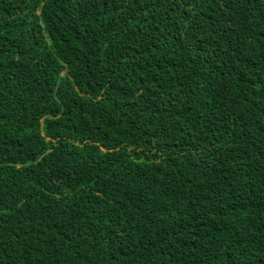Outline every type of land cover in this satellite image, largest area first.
Returning <instances> with one entry per match:
<instances>
[{
	"label": "trees",
	"instance_id": "1",
	"mask_svg": "<svg viewBox=\"0 0 264 264\" xmlns=\"http://www.w3.org/2000/svg\"><path fill=\"white\" fill-rule=\"evenodd\" d=\"M0 264H264V0H0Z\"/></svg>",
	"mask_w": 264,
	"mask_h": 264
}]
</instances>
